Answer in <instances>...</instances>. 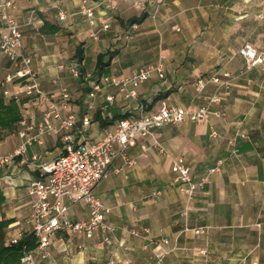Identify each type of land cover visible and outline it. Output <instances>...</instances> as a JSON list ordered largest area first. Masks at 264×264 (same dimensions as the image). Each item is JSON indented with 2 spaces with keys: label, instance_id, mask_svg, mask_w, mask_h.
<instances>
[{
  "label": "crops",
  "instance_id": "1",
  "mask_svg": "<svg viewBox=\"0 0 264 264\" xmlns=\"http://www.w3.org/2000/svg\"><path fill=\"white\" fill-rule=\"evenodd\" d=\"M8 1L13 5L7 12L22 31L23 51L33 58L41 90L56 99L62 89L70 92L64 113L90 115V140L113 130L125 115L156 110L163 99L190 109L206 105L215 86L198 93L193 81L214 69L238 75L230 88L219 91L221 101L212 107L221 109L223 117L157 128L167 155L150 137L139 138L129 149L136 165L117 172L122 162L116 160L108 167L96 194L112 208L106 220L117 228L116 242L106 245L99 234L86 238L59 232L49 255L37 264H156L158 255L149 237L169 239L163 246L169 252L163 264H264V68L255 66L240 75L246 64L238 53L244 42L264 51V21L258 17L262 0H116L111 5L102 0H61L67 12L64 20L54 8L56 0ZM84 3L93 8L96 26L82 11ZM134 17L142 18L129 24ZM94 31L98 38L92 36ZM162 56L165 77L153 75L140 84L136 99L103 82L105 76H130ZM72 66L78 67L80 77L72 75ZM14 72L0 50V96L6 99V90L18 88L17 79L8 80ZM95 81L102 88L90 96ZM110 95L112 102L107 100ZM19 99L23 119L14 132L0 133V155L14 153L23 141L20 132L36 126L47 106L39 95L22 93ZM212 131L217 134L212 136ZM62 144L61 133L45 134L28 146L29 163L15 156L0 165V220L9 221L6 236L29 230L33 197L28 184L42 177L41 165L54 161ZM178 155L195 179L222 162L192 199L174 182L171 165ZM71 214L75 220L86 219L87 205L78 203ZM198 227L207 232L194 234ZM133 228L148 229L149 234L132 235ZM147 253L153 263L147 261Z\"/></svg>",
  "mask_w": 264,
  "mask_h": 264
},
{
  "label": "built area",
  "instance_id": "2",
  "mask_svg": "<svg viewBox=\"0 0 264 264\" xmlns=\"http://www.w3.org/2000/svg\"><path fill=\"white\" fill-rule=\"evenodd\" d=\"M56 1L54 8L58 10L59 19L64 20L67 12L60 6L61 0ZM114 2L116 0H102V3L110 5ZM262 2L264 4V0ZM143 4L142 1L138 2L139 6ZM12 5L11 1L0 0V50L15 67L14 74L8 77V80L17 79L19 82L15 92L6 90L4 95L16 100H19L22 93L28 96L39 95L47 106L42 120L36 126L30 125L20 132L23 141L14 153L0 155V165L6 164L15 156H20L22 163H29L31 157L27 153L28 146L40 142L45 134L61 133L63 143L60 155L54 161L41 165L42 177L33 179L28 184L29 193L33 197L28 218L29 230L5 238L6 244H17L24 237L25 232L33 234L37 246L31 250L26 248L23 250L20 264H37L38 260L49 255L48 248L59 232L82 234L86 238H93L99 234L101 241L106 245L116 242L114 236L117 228L106 220L112 208L96 194V188L108 174V167L116 160L122 162V166L116 169L117 172L123 171L125 167L131 168L136 165L138 160L130 156L129 149L138 143L139 138L150 137L152 145L167 155L166 147L155 134L157 128L186 122L207 121L211 116L223 117L224 112L221 109L214 110L212 107L221 101L219 91L230 88L238 75L230 71L221 72L214 69L209 74L201 75L193 81L194 89L198 93H202L210 84L215 86L216 91L206 105L190 109L163 99L156 110L120 118L113 130L100 139L90 140L86 135L91 123L90 115L88 113L82 116L75 113H64L71 100L70 92L62 89L60 98L56 99L41 90L36 79V72L32 67L33 58L23 51L22 31L15 19L7 12V8ZM81 9L87 15L90 25L96 26L93 8L87 7L84 3ZM258 17L264 21V9ZM107 27V24L103 26V28ZM92 36L98 38V32L94 31ZM238 53L246 64L240 75L255 66L264 68V51H259L251 43H244L238 49ZM59 67H62V64ZM70 72L74 77H80V70L77 66H72ZM153 75L159 78L165 77L163 56L156 64L142 67L130 76H105L103 82L118 88L126 98L136 99L139 95L140 84L149 80ZM28 76H31L30 80L22 83V80ZM101 88L102 83L95 81L92 84L90 96H95ZM107 100L112 102L114 96H107ZM216 134V131L211 132L212 136ZM142 147L144 151L148 149L145 145ZM221 163L219 161L199 179H195L183 156H175L171 165L174 182L187 198L192 199L204 189L209 175L220 170ZM156 193L159 194L160 191ZM80 202L87 205L88 216L83 220H75L72 217L71 208ZM130 232L135 236L147 237L149 234L148 229L142 232L133 228ZM193 232L201 235L207 232V228H194ZM148 240L151 244H155L158 255L156 264H163V257L169 253L163 246L169 244V239L149 237ZM147 247V245L144 246L146 249ZM107 264H114V262L110 261Z\"/></svg>",
  "mask_w": 264,
  "mask_h": 264
},
{
  "label": "trees",
  "instance_id": "3",
  "mask_svg": "<svg viewBox=\"0 0 264 264\" xmlns=\"http://www.w3.org/2000/svg\"><path fill=\"white\" fill-rule=\"evenodd\" d=\"M142 17H134L129 20V24L136 23ZM103 65V59L99 58L98 65ZM21 99L16 100L11 97L6 99L0 96V133H12L18 128V124L23 119ZM123 117H126L123 116ZM2 197H0V201ZM8 220H0V264H20L23 250L34 249L37 246V241L33 234L25 232L24 237L17 244H6L5 238Z\"/></svg>",
  "mask_w": 264,
  "mask_h": 264
},
{
  "label": "rangeland",
  "instance_id": "4",
  "mask_svg": "<svg viewBox=\"0 0 264 264\" xmlns=\"http://www.w3.org/2000/svg\"><path fill=\"white\" fill-rule=\"evenodd\" d=\"M248 10V9H247ZM244 43H246V42H244ZM243 43V44H244ZM147 251H149L148 249H146ZM147 261L150 263H153L154 261H153V259H152V255L150 254V253H147Z\"/></svg>",
  "mask_w": 264,
  "mask_h": 264
}]
</instances>
